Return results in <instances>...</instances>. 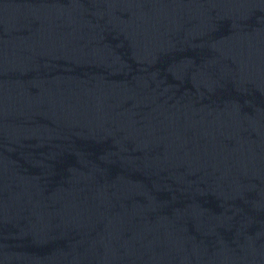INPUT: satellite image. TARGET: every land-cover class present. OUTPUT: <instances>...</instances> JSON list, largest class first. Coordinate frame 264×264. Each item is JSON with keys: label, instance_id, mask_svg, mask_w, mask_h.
<instances>
[{"label": "water", "instance_id": "water-1", "mask_svg": "<svg viewBox=\"0 0 264 264\" xmlns=\"http://www.w3.org/2000/svg\"><path fill=\"white\" fill-rule=\"evenodd\" d=\"M0 264H264V0H0Z\"/></svg>", "mask_w": 264, "mask_h": 264}]
</instances>
